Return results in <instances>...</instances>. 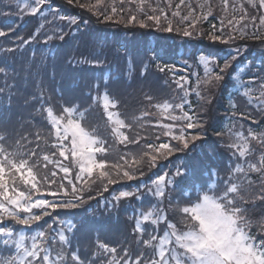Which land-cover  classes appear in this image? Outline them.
<instances>
[{
	"label": "trees",
	"instance_id": "16d2710c",
	"mask_svg": "<svg viewBox=\"0 0 264 264\" xmlns=\"http://www.w3.org/2000/svg\"><path fill=\"white\" fill-rule=\"evenodd\" d=\"M22 1L24 2L0 0V13H3L0 14V30L8 32V36L0 37V66L8 68L9 83L14 85L11 89L14 95L10 111L6 109L0 113V132L6 134V145L10 150L16 148L17 140L24 146V151L35 148L39 143L37 151L40 154V166L34 171L38 172L39 177L47 174L49 178L52 172L57 173L54 178L56 183H41L42 193L56 192L55 196L47 195L45 198L50 202L71 200L73 185L69 184L68 180H72L77 187V194L85 201L83 206L78 208H57L55 211L48 209L50 215L43 217L38 223L44 230H48L49 225L58 229L61 222L65 225L67 222H74L76 229L67 233L71 241L69 250L78 248L81 259H92L93 253L98 251V241L116 247L117 259L123 255L122 249L125 247L129 249L133 259L140 251L149 257L152 255V249L138 245V234L134 232V225L140 213L158 208L160 212L166 213L171 223L183 228L181 208L187 206L188 198L182 197L179 187L169 185L160 201L150 193H145L140 200L133 197L128 204H122L121 201L118 208H115L111 200L121 191L146 192V186L151 187L152 181L160 175L168 174L166 179L179 180V177H174V173L177 168L183 173L186 166L194 170L197 179H207L208 173L204 169L208 165L216 169L220 177L227 178L230 163L234 167L235 163L240 162L231 157V150L226 146L235 139V133L242 131L247 135L251 129L258 136L264 135V108H257L258 101L255 98L249 103L248 98L242 94L243 90L237 92V82L232 78L233 75H240L241 79L248 81L264 77V42L260 39L240 38L241 32L251 34L258 31L260 35H264L259 20L255 21L253 27L252 19L246 15L241 18L242 11L245 13L244 7L248 10L246 14L253 11L259 13L261 9L257 10L249 4L241 6V0H230L226 11L222 5L223 0H184L183 4L181 0H144V13H151L152 8L163 9L167 13L173 31L165 32L151 21L147 22L148 26L145 28H140L135 23L126 24L130 12L135 14L138 20L144 18L137 9L139 0H99V3L98 0H73L71 5L67 0H47L43 8L47 20L42 19L40 14L33 16L22 11L21 7L17 6L18 3L21 5ZM80 4L96 5L97 9L94 10H106L109 13L115 6L119 15L104 21L102 16L94 15L86 7H80ZM49 5L57 11L58 16L73 18L77 23L70 24L67 19L54 20L49 14ZM177 5L180 7L177 8ZM209 6L213 14L207 20H200L194 29H189L193 31L192 36L185 37L182 32L177 31L178 28L188 27V22L181 20L180 16H173V12L179 11L183 16L191 9L198 16ZM121 8L124 9L123 13L119 12ZM229 19L233 20L232 25H228ZM118 20L120 22H117ZM221 20L224 21L223 26ZM41 24L44 25L43 28L40 27ZM162 25L166 26L167 21L162 19ZM222 27L225 37L228 33L236 36L230 44L211 39V35L221 34ZM38 29L39 35L35 39L17 47L20 44L18 37L28 40ZM60 35H63V39L59 38ZM48 36H52V39L48 40ZM237 47L240 49L238 58L224 73L223 81L218 85L204 83L208 74L219 72L227 54L234 52ZM7 48L15 51L6 53L4 49ZM93 60H99L101 66L90 67L85 63ZM165 66V72L161 73L159 67ZM240 69L244 70L243 73ZM105 76L108 77L107 81ZM181 76L187 80L186 87L193 90L188 97L191 107L185 106V110L194 114L203 124L202 129H188L186 134H199L200 139L190 143L188 149L173 152L167 158L157 154L155 166L149 167L148 157L140 159L143 153L148 151V143L157 146L161 143H169L171 146L178 144L171 136L164 134L165 129L158 126L174 122L162 116L160 109L155 105L181 102L184 93L175 83ZM37 79L42 81V87L39 89L35 86ZM0 86H3L2 74ZM254 88H258V84L254 85ZM196 90L200 91V96L195 94ZM105 92L110 99L118 102L116 108H112L118 118L124 120L125 124L134 125L133 128H121L120 132L130 139L137 138L138 144L121 143L112 131L113 123L108 121L103 108L102 96ZM258 95V91L253 92V97ZM146 96H151L152 100H147ZM25 100L28 101L27 104ZM206 100H210V103ZM0 103H7L4 94H0ZM49 107L52 108L54 116H65L62 123L67 120L66 114L63 113L64 107H76L84 112L82 118L78 115L75 118L80 120L86 130L105 139V147L108 149L106 153H98L96 158L106 159L107 170L113 176H116L117 171L122 175L123 170H129L136 173L135 178L118 179L117 183L107 184L106 179L99 177L100 170L94 169L91 176L84 174L77 179V174L67 163V159L60 157L59 149L52 147L56 139L47 116ZM145 111L150 115L143 116ZM173 114L180 115L179 109ZM180 123L175 122V134H179ZM37 135L40 137L39 141ZM23 137L27 139H22ZM65 144L68 145V141ZM249 145L255 148V152L243 159L258 162L264 149H261L257 141L250 140ZM45 154L49 156L46 168L42 159ZM61 163L71 169L67 179L63 180L65 174L60 170ZM114 165L119 167H113ZM140 172H143V175H140ZM250 175L253 180H258L257 174ZM212 179L215 181L217 177L213 176ZM61 183L68 191L67 196L59 187ZM180 183L184 185L185 181ZM105 187L107 191H104ZM220 187L222 191L223 186ZM185 191L194 201V189L189 187ZM249 208V215L254 221L251 231L255 233L257 226L264 224V203L257 202L256 207L249 205ZM33 211L39 213L40 210ZM12 226L17 229L21 227L14 224ZM142 227L153 234L165 230L161 224L157 225V230L150 221L143 222ZM36 230H39L36 225L25 229L29 235ZM9 254L0 239V258ZM109 259L110 254H101L94 264H105Z\"/></svg>",
	"mask_w": 264,
	"mask_h": 264
},
{
	"label": "snow or ice",
	"instance_id": "6c2138e0",
	"mask_svg": "<svg viewBox=\"0 0 264 264\" xmlns=\"http://www.w3.org/2000/svg\"><path fill=\"white\" fill-rule=\"evenodd\" d=\"M68 4H72L73 0H67ZM78 2V0H77ZM135 2V0H130ZM184 0H181L183 4ZM99 3V0H98ZM47 0H24L21 7L22 11H26L30 15L40 14L42 19L47 20L43 12ZM248 4L253 8L259 10L264 9V0H248ZM144 0H139L137 9L143 19H137L135 14H129L126 24H138L140 28L148 26V21L154 24L165 32H172L173 25L171 20L168 19L167 13L163 9L152 8L151 13H144ZM82 8H87L88 11L93 12L94 15L102 16L104 21L113 19V16L119 15L115 6L111 8V12L106 10L101 12L97 9L96 5L80 4ZM229 6V0H223V8L226 11ZM177 8L180 5L176 6ZM201 7H204L201 5ZM235 7V5H233ZM49 14L60 20H68L70 24H76L77 21L73 18H66L58 16L56 10L48 6ZM124 9L119 10L123 13ZM3 14V13H0ZM213 14L211 6L206 11L201 12L198 16L194 10L189 11L187 15L181 16L179 11L173 12V16H180L181 20L188 22V27L178 28L177 31L182 32L183 36L189 37L193 35L196 24L200 20H207ZM246 13L242 11L241 18ZM253 20V27L255 21L259 20L261 26H264V13L260 16L249 17ZM123 19V16H121ZM162 19L167 21V25H162ZM117 22H120L119 20ZM224 21L221 20L223 26ZM228 25L233 24V20L227 21ZM44 27L43 24L40 26ZM246 27V26H245ZM215 28V25H213ZM10 31H14L11 30ZM224 29L221 28V34L211 35L213 41H220L223 44H230L236 39V36L228 33L225 37ZM39 35V29L28 40L18 37L20 44L30 43ZM8 36V32L0 30V37ZM63 39V35L59 36ZM240 38L260 39L264 42V35H260L258 31L251 34L241 32ZM48 40L52 36L47 37ZM6 53H11L15 49H4ZM240 49L237 47L234 52H229L225 57L223 67L219 68V72L208 74V78L204 83H215L218 85L224 79V73L232 66V62L236 61ZM230 57V59H229ZM90 67L101 66L99 60L85 61ZM219 67V65H217ZM161 73L165 72V67H159ZM171 71V69H169ZM243 69L240 72L243 73ZM0 74L3 76V86H0V94H4L7 103H0V113L6 109L10 111L11 99L14 93L11 89L13 84L9 83V70L6 66H0ZM38 75V73L36 74ZM143 75V73H142ZM14 78V77H13ZM54 78V77H53ZM233 80L236 81L237 92L242 91L243 96L248 98V102L252 103L255 98L257 108H264V77L253 78L245 81L241 79L240 75H233ZM107 81L108 77H104ZM178 89L182 90L184 95L181 97V102L177 104H170L164 102L163 104L155 105L160 109V114L166 119L174 123L160 124L166 131V136H171L178 144L171 146L169 143H161L158 146L148 143L146 145L148 151H145L140 157H148V166L154 167L157 160V154L167 158L173 152L183 151L189 148V144L199 140L200 135H187L188 129H202L203 124L199 121L194 114H190L185 110V106L191 107L188 97L192 94V89L186 87L187 80L181 76L178 81H175ZM199 83V80L197 81ZM258 84V88L254 85ZM38 89L42 87V81L37 79L36 85ZM258 91L259 95L253 97V92ZM197 96L201 93L199 90L195 91ZM43 93H41V96ZM151 101V96L145 97ZM203 98V97H202ZM35 99V97H32ZM95 99V98H93ZM210 103V100H206ZM28 101L25 100V104ZM117 101L110 99L107 92L103 95V108L107 115V119L113 122L115 127L112 131L120 139L121 143L128 142L138 144L137 138L130 139L129 136L123 135L120 132L121 128H133L132 124H125L124 120L118 118V114L108 111L109 108H116ZM235 107V104H233ZM179 109L180 115H174L173 112ZM63 113L66 114L67 120L64 121L65 116L56 117L53 115L51 107L47 109V116L51 123V127L55 131L56 143L52 145L53 148L59 149V156L68 159L66 153H70L73 162L78 168L77 179L81 178V174L91 176L94 169L100 170L99 177L107 180V184H114L118 179L127 178L132 180L135 178L136 173L129 170H123L122 175L117 171L116 176H113L107 170V161L104 158L97 159L98 153H106L108 151L105 147V139L100 138L95 132H89L82 126L79 119L75 118L84 116L76 107H64ZM150 115L145 111L143 116ZM114 117H117L114 119ZM9 117H4L8 119ZM176 121L181 122L179 126V134H175L174 129L177 127ZM220 135V134H218ZM22 139H27L23 137ZM159 139V137H157ZM40 140L37 135V141ZM257 141L261 149H264V135L258 136L251 129L248 130L247 135L242 131L235 133V139L228 143L226 146L231 150V157L240 162L235 163L232 167L229 165V175L227 178H222L218 175V171L208 165L204 170L207 171L208 176L206 180L197 179L194 170L190 166L185 167L182 173L180 168H177L174 177H179V180L166 179L168 174L160 175L152 181L154 188L149 187L148 191L152 192L155 197H164L165 188L169 185L179 187L182 197L188 198L187 206L181 208L182 229H178L175 223H168L167 229L163 235L157 236L153 233L147 232L142 227V222H151V225H158L164 216L160 214L158 208H153L152 211L147 213L141 212L136 221L134 232L138 234L137 244H142L145 248L152 249V257L148 258L145 252L140 251L133 259L127 247L122 249L123 255L116 258L117 248L110 247L107 243L97 242L98 251L94 252L91 260L81 259L78 254L79 249L69 250L70 238L67 233H72L76 229L74 222H67L66 225L61 222L60 227L54 228L53 225L48 226V230H44L39 221L43 217L49 216L48 209L55 211L57 208H78L82 207L85 203L83 197L77 194V187L73 184L72 180H68L72 184L73 197L71 200L63 202H50L47 195L55 196L56 192L42 193L41 183L47 181L48 185L56 183L54 179L57 175L56 172L51 173V178L48 175L39 177L38 172L34 171L40 166V154L37 151L39 143L35 148H29L24 151V146L21 145L20 140L16 141V148L10 150L6 145L7 136L5 133L0 132V239L3 245L9 251L7 257L0 258V264H94L95 259L101 254H110L111 259L107 260L105 264H264V224L258 225L257 232H252L253 218L249 215V205L252 207L257 206V202L264 203V151H261L258 162H251L243 158L251 156L255 152V148L250 147L249 141ZM68 141V145L65 142ZM31 143V142H29ZM55 155V153H53ZM44 167H47L49 156L43 155ZM123 159V157H121ZM56 163V161H51ZM125 163H127L125 161ZM113 167H119L114 165ZM60 170L65 174L63 179H67L70 172V166L60 164ZM139 171V169H137ZM255 173L258 175V180H253L250 174ZM143 175V172H140ZM216 176L214 181L212 178ZM180 181H185L181 185ZM23 185V189H21ZM223 190L221 191V187ZM60 189L64 190L65 196L68 195L67 189L64 184L59 185ZM147 187V186H146ZM193 188L195 200L193 201L186 188ZM211 190V191H210ZM107 191V187L104 188ZM133 193L129 191H121L114 199L120 200L132 196ZM92 199V197H89ZM171 203V199H169ZM34 209L40 210L39 213L34 212ZM47 223V222H45ZM21 226L19 229L12 225ZM8 225V226H6ZM33 225L39 230L33 231L30 235L25 229H31ZM55 233L54 235L52 233ZM14 250V251H13Z\"/></svg>",
	"mask_w": 264,
	"mask_h": 264
},
{
	"label": "rangeland",
	"instance_id": "374dc122",
	"mask_svg": "<svg viewBox=\"0 0 264 264\" xmlns=\"http://www.w3.org/2000/svg\"><path fill=\"white\" fill-rule=\"evenodd\" d=\"M230 2H231V1L229 0V3H230ZM222 3H223V2H222ZM22 4H23V1L21 2V6H22ZM245 4H248V0H241L240 5L243 6V5H245ZM222 5H223V4H222ZM244 10H245V13H246V11H248L246 7H244ZM262 13H264V9H261V10L259 11V13H255V12L253 11V12H251V13H249V14H245V15H246L247 17H252V16H260ZM244 22H245V20H244ZM262 28L264 29V26H262ZM109 111L115 113V110H113L112 108H110ZM115 118H117V117H114V119H115ZM112 123H113V122H112ZM113 126L115 127L114 123H113ZM67 155H68L67 163H68L70 166H72V169H73L74 173L77 174V172H78V168H77V166H76L75 163L73 162L70 153H67ZM81 175H84V174H81ZM153 187H154V185H153ZM162 216H163V215H162ZM164 218H165V216H164Z\"/></svg>",
	"mask_w": 264,
	"mask_h": 264
}]
</instances>
